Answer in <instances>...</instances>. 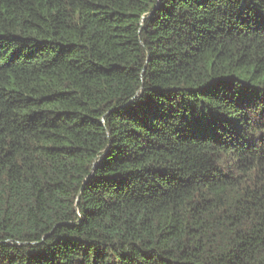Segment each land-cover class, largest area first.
Listing matches in <instances>:
<instances>
[{
    "label": "trees",
    "instance_id": "16d2710c",
    "mask_svg": "<svg viewBox=\"0 0 264 264\" xmlns=\"http://www.w3.org/2000/svg\"><path fill=\"white\" fill-rule=\"evenodd\" d=\"M0 264H264V0H0Z\"/></svg>",
    "mask_w": 264,
    "mask_h": 264
}]
</instances>
